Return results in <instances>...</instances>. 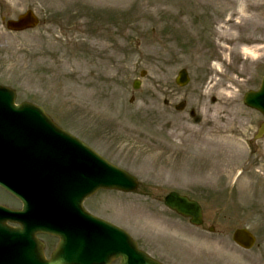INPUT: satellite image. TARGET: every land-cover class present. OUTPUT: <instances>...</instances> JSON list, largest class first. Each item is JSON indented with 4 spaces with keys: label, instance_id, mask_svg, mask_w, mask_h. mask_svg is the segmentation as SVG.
I'll list each match as a JSON object with an SVG mask.
<instances>
[{
    "label": "rangeland",
    "instance_id": "374dc122",
    "mask_svg": "<svg viewBox=\"0 0 264 264\" xmlns=\"http://www.w3.org/2000/svg\"><path fill=\"white\" fill-rule=\"evenodd\" d=\"M240 6L253 19L225 25ZM28 9L41 24L9 31L5 20ZM220 25L235 37L221 39ZM263 75L264 0H0V84L139 179L136 192L103 191L86 207L153 256L170 253L168 264H264V117L243 101ZM173 190L215 229L169 209ZM244 225L259 238L251 251L232 240ZM43 238L49 254L56 242Z\"/></svg>",
    "mask_w": 264,
    "mask_h": 264
},
{
    "label": "water",
    "instance_id": "95a60500",
    "mask_svg": "<svg viewBox=\"0 0 264 264\" xmlns=\"http://www.w3.org/2000/svg\"><path fill=\"white\" fill-rule=\"evenodd\" d=\"M38 23L39 20L33 12L27 11L19 16L18 20H9L7 27L11 30L21 31L35 27ZM189 80L188 73L184 69L179 72L176 82L185 86ZM138 85L139 82L136 81L135 87L137 88ZM4 91L13 94L11 90L0 86V94H4ZM245 103L264 114V79L259 91H249L246 94ZM181 107L182 104L178 106V108ZM263 132L264 129L260 131V134ZM1 141L6 140L0 136ZM90 152V159L93 161L90 175H81L78 185L82 184V187H78L79 189L72 188L67 193V198L72 199L75 194H78L77 205L79 206L84 197L95 193L100 188L117 189L125 192H131L138 188L139 183L135 177L111 165L94 151ZM5 166L0 164V169ZM4 174L8 175V171L0 170V175ZM53 196L57 197L56 194ZM165 204L182 214L192 216L194 223H201V206L197 202L191 201L179 193L171 192L165 198ZM48 212V215L41 216V218L36 212H27L23 215L25 216L23 218L25 226L15 229L7 226L2 220L9 211L0 207V264H109L117 257H121V264H159L140 251L125 231L114 228L98 219L92 218L91 221V227L94 228L92 233L94 237L91 236V238L94 239V242L90 246L83 242L84 239L76 240L74 244L73 236L68 242L67 236L57 229L59 221L54 215L55 210L49 209ZM37 232H48L62 237L61 243L49 260L44 257V244L37 239ZM233 238L245 248L252 247L256 240L245 229L236 230Z\"/></svg>",
    "mask_w": 264,
    "mask_h": 264
},
{
    "label": "bare ground",
    "instance_id": "6f19581e",
    "mask_svg": "<svg viewBox=\"0 0 264 264\" xmlns=\"http://www.w3.org/2000/svg\"><path fill=\"white\" fill-rule=\"evenodd\" d=\"M232 2V0H230ZM247 7V8H246ZM253 19V14L251 13V9L248 6H240L238 9H235L232 13H230L225 19V25H230L231 28H237L238 26L243 25L246 22H250ZM218 36L222 38H234L235 36L231 33L230 29L225 28L223 25H220L218 28ZM219 43V42H218ZM245 52L247 48H244ZM224 54H220L217 59L223 58ZM216 68V64L213 65Z\"/></svg>",
    "mask_w": 264,
    "mask_h": 264
}]
</instances>
